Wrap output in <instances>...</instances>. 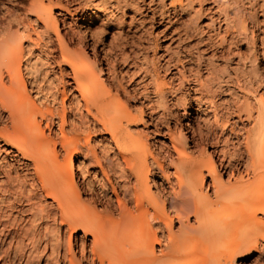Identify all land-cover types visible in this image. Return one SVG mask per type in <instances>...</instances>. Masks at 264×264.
<instances>
[{"label": "bare ground", "instance_id": "6f19581e", "mask_svg": "<svg viewBox=\"0 0 264 264\" xmlns=\"http://www.w3.org/2000/svg\"><path fill=\"white\" fill-rule=\"evenodd\" d=\"M207 1L141 0L161 15V23L167 21L161 33L173 29L170 35L179 43L199 37L167 54L163 75L148 56L140 59L143 49L135 40L126 54L130 43L122 30L100 52L96 46L104 33L92 25L100 15L112 9L123 17L132 13L133 20L144 8L140 0H97L77 14L62 0H30L23 17L35 18L36 29L30 20H13V11L1 10L0 142L11 149L4 150L8 158H30L37 177L33 193L17 199L8 185L15 199L8 200L17 203L0 207V264H228L245 248H264V92L256 113L247 96L238 103L253 120L245 137L235 131L220 137L219 117L211 121L218 95L233 98L235 84L258 93L264 84L257 66L264 57V32L256 35L255 9L249 25L237 0L206 6ZM207 14V22L200 21ZM178 16L188 22L174 29ZM68 17L77 18L80 47L72 42L74 33L61 31L60 21L66 27ZM42 45L46 60L58 67L61 103L57 92L50 101L37 97L41 91L35 92L38 99L30 94L41 81L30 58ZM215 47L211 56L201 54ZM244 61L250 63L246 74ZM171 106L185 108L188 120L181 130L172 131L164 121L174 115ZM146 114L151 131L138 129ZM78 117L86 130L76 127ZM193 124L190 141L185 127ZM95 133L104 136L92 145ZM152 136L163 141L152 146ZM230 142L237 145L232 153ZM1 163L0 194L14 181L13 165L6 157Z\"/></svg>", "mask_w": 264, "mask_h": 264}, {"label": "rangeland", "instance_id": "374dc122", "mask_svg": "<svg viewBox=\"0 0 264 264\" xmlns=\"http://www.w3.org/2000/svg\"><path fill=\"white\" fill-rule=\"evenodd\" d=\"M52 1H53V4H56V2H57V0H52ZM96 1L97 0H91V1L90 0H62V3L64 5H67L70 8V10L75 11V13H76V9L78 11L79 8L83 7L84 5L85 6L86 5L87 6L88 5L89 6L95 5V4H97ZM237 1H238L237 5L239 4L238 5L239 8L242 9V11L244 10L242 12V14L249 21V25H251L249 14L251 11L255 12V10H256V12H257L256 13V15H257L256 19L259 22V26L255 29L256 35H258L260 29H262V30H260V33L263 34L262 32H264V0H237ZM211 2H212V0H208L205 5L209 6V5L213 4ZM29 3H30V0H0V12L2 9H4V10L9 9L15 13L13 20L19 21V20H23V18H24L25 20H30V23L32 22L31 24L33 25V27H35L33 24V21L35 18L29 17L27 19V17H23L24 14L26 13L25 8H27ZM249 3H250V5H249ZM140 4H141L140 7L143 8V6H144L143 9H140L141 15L138 14V15L134 16L133 20L130 19L131 15H133L132 13L131 14L127 13L125 15V17H123V14L121 11H114V10L112 11V9L111 10L109 9V10L105 11L104 14L100 15V18L97 19V21L94 22L92 25V29H94V30L96 29L95 31H98V32L100 30V32L102 31L104 33L101 37V40H100L101 43L96 44V46H97V48H99V52H100L101 51V48H100L101 44L107 45L111 42L112 39H118L119 40V35H118V34H120L119 30H122L123 31L122 37L125 38L127 46L130 43L129 46L126 47V50H125L126 54L129 53L130 48L133 46L131 43L133 42V40H135L136 47L141 46L140 49H143V52L141 50L142 54L140 53V55H139L140 59L144 58L145 56H148L149 64L151 63L150 66L153 67L154 63H155L156 68L160 69L161 75H163V70L161 68L163 67V65L165 63V59L167 58V54H171V53L175 52L178 47H181V49H184V46H185V48H186L187 47L186 45L190 44V42H192V45H194L195 44L194 42H196L199 37L197 38V36H195L194 38H192L190 40H182L181 43H179L178 40L177 41L175 40L176 39V38H174L175 36L173 37V35H170V33H172L173 29L166 30V32L164 31V33H161L163 30H165V28H164L165 23L167 25L166 17L168 18V15L167 14L165 15L164 19L166 22L163 21L164 22V24H163V22L161 23V21H160L162 18L160 14H155L156 15V17H155L154 13H152L153 9L150 8L147 5V3H146V5H143V3L140 0ZM214 5L218 6L219 3H215ZM214 5H213V7H214ZM252 8H253V10L254 9L255 10L253 11ZM12 9H14V10H12ZM56 12L54 11L55 14H56ZM158 15H160V16H158ZM179 16L177 18L173 19V22H175L172 25L174 27V29L180 28L183 23L186 24L188 22L187 18L179 17ZM79 17H81V13L78 14V18ZM171 18H173V14H171ZM153 19L155 20V24H151V22H152L151 20H153ZM208 19H209V15L207 14L206 16H203L200 21L206 23ZM58 20H60L59 17H58ZM147 20H149V21H147ZM157 20H159V21H157ZM67 21H68L69 25H67L66 27H63V24L60 21L61 31L63 34H64L65 30H67V31L69 30V32L72 34L74 33V35L71 34L72 37L73 36L75 37V38L73 37L74 39L72 38V42H73L74 46L80 47L81 46L79 44L80 40H79L78 35H76L77 34V32H76L77 26L76 25L78 23L77 18H73V20H72V18L68 17ZM100 27L101 28L103 27L102 28L103 30ZM104 28H105V30H104ZM35 29H36V27H35ZM207 30L208 29L204 28V32L207 33V34L205 33L206 35H208L210 33V30H208V31ZM155 39L158 41V44H159V49L157 50L156 53L153 51V48H154L153 46L155 45V42H154ZM94 41L95 40L94 39L92 40L90 37V38H88V40L86 42H88V45L91 46L94 43ZM69 42H70V40H69ZM179 44H181V45H179ZM74 46H73V48H74ZM168 46L171 49L169 51V53L166 51ZM244 48L245 47H243L242 51L245 50ZM256 48H257V50H259V45H257ZM45 49L46 48L44 47V45H42L40 49H35L34 56H32L30 58L31 60L33 59L32 60L33 66L37 67L40 71L39 75H38V79H39V81L40 80L41 81L38 82L39 84H37V85H39V86H37V88H35L36 90L34 89L33 91H30L31 90L30 87H28V90L30 91V94L33 98L38 99V98H40V97L42 98L44 96L43 98L48 99L49 101L51 100L52 96H54L55 93L57 92L55 96H56V98L57 97L59 98V99L57 98L58 103H61L60 101L62 100L63 87H62V84H60V82H59L60 76L59 75L54 76L55 71H58V67L54 62H52L50 60V58H49L50 61L46 60L48 50H45ZM38 50H40L41 52H39ZM215 50H216V47L215 48H209L206 52L201 53V54L209 57V56H211V53L214 52ZM195 52L196 51L194 50V53ZM143 55H144V57H143ZM244 62L241 65V66H243V68L242 67L241 68L244 71V73L245 72L247 73L249 71V68H250V63L248 61H246L245 63ZM195 63L194 64L196 66L199 64L198 62H196V60H195ZM257 66L261 70V72L264 73V57H262V56L259 57V62L257 63ZM118 70H121V68ZM46 72H47V74H46ZM119 72L120 71H118V74H119ZM40 74L42 77L40 76ZM245 77H246V79H250V77L248 75H246ZM67 81L71 82V80H68V78L65 77L64 82H67ZM129 83H130L129 81H126L127 85ZM259 86L261 88L259 87L258 89H256L258 93H255V92H253V90L249 91V90H246L243 87H240L239 85L235 84L234 86H232L233 93H235V95H233V98H231V96L228 95V94H230L228 92H226V94L224 93V94L218 95L217 103L214 105V107H216V109H218V110L214 111V113L211 116L212 122H214L216 120V118L219 117L218 118V120H219L218 126L219 127L217 128L218 136L220 135V137H223V135H224V137H225L228 134H230L231 131H235V133L237 135L240 134V135H242V137H245V132H246V130H248L252 126L253 120L251 118H249V116L247 118V116H246L247 114H245V113L243 114L242 108L240 107L241 105H239V104L242 102V98H243L242 96L243 95H244V97L247 96L250 99V102H252L251 104H253L252 105L253 112L256 113L258 110L257 108H259V100H260L259 96L262 93V91L264 92V84L259 85ZM255 87L257 88L258 85L257 86L255 85ZM35 92L36 93L40 92L39 96H37L38 98L36 97ZM67 94H68V101H69L71 99V96H70L71 92L70 93L67 92ZM237 97H239V99ZM256 97H257V99H256ZM223 99H226V101L228 103L226 102V104H223L222 103ZM236 99H237V101H236ZM221 103L223 106L221 105ZM218 104H220V105H218ZM239 107L241 109H238ZM171 110H172V112H174L173 116H168V117L164 118L166 120H164L162 117L161 118L164 121H166V123H168L169 128H171L172 131H175V130L177 131V129L181 130L182 125H185L187 123V120H188V119H186L187 115H185V116L183 115L185 108L180 107V106H175V107H172ZM192 113H195V111ZM77 121H79V124H77L78 123ZM77 121L75 122L76 124L75 123L74 124L76 125L78 130L83 131L82 127L84 130H86L87 125H84L85 122L80 120V118ZM195 126L196 125L193 124L191 127H185L186 133L188 134V138H190V141L192 138V131H194L196 128ZM146 128L149 129L150 131L153 130V126L150 123L148 114L145 115V125L140 126L138 129L144 130ZM101 135H102V133L101 134L95 133L92 135V140H93L91 142L92 145H94L93 142L95 139H98V140L100 139ZM102 136H104V134ZM155 141L160 142V141H163V139L159 136H156V137L152 136V138L151 137L149 138V142L152 146L154 145L153 143ZM4 145H5V143L0 142V148L3 147L2 148L3 150L0 151V161L2 162V160L6 157V159L8 160V163L13 165L12 166L14 168L13 173L15 174V175L12 174L14 181H12L9 184H6L7 187H8V185H9V187L11 186L10 187L12 189L11 191L15 192V193L10 192V188L8 187L7 190H9V191L6 190L8 193L6 191H4V193L5 194L7 193V195H5L3 192H2L3 194L2 193L0 194V197L2 196L0 200H2V199L4 200V201H2L3 203L0 202L2 205V206L0 205V207L4 208L6 210L8 207L13 206L11 204L15 203V205H16V203H17L16 201H10L11 203L9 202V200H15L12 197H15L17 199L18 198L17 195H19L20 193H24L26 195H30L31 192L33 193L34 188L32 187V179L36 178L37 174L34 170L33 162L30 158H28L24 155H17V157L9 156V158H8L6 156L7 154L5 153L4 150L11 151V149L8 148L6 145L5 146ZM220 145H221V143H220ZM220 145H219V147L221 148ZM235 145H236L235 142H230L229 145H227V146L222 145V147L226 146L228 148L227 151L232 153L233 146L234 147L237 146V145L236 146ZM100 147H101L100 144H99V146H98V144L96 145V148L98 150ZM243 147L244 146L242 145V148ZM207 149L209 152H212V150H213L211 147H208V146H207ZM215 160H217V159H215ZM1 162H0V167L2 165ZM3 173L4 172L0 169V183L5 182L4 181L5 177H4ZM2 181H4V182H2ZM113 182L115 183L114 179H113ZM12 183H14V184H12ZM9 192H10V194H12V197L9 194ZM38 193H40V192H38ZM8 197H9V200H8ZM15 215H17V212H15ZM63 233H65L64 229H63V231L60 232V235H58V236H60L59 238H61L62 236L64 238ZM47 234H49L48 231H47ZM50 240H53V241L55 240V239H52V235H51ZM228 264H264V248H263V245L259 244L258 247L251 246L249 248L243 249L242 251H240L236 255H234L231 258V260H229Z\"/></svg>", "mask_w": 264, "mask_h": 264}]
</instances>
